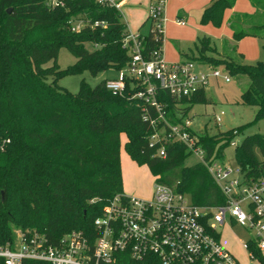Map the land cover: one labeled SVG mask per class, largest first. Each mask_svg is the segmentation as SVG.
<instances>
[{
  "label": "trees",
  "instance_id": "trees-1",
  "mask_svg": "<svg viewBox=\"0 0 264 264\" xmlns=\"http://www.w3.org/2000/svg\"><path fill=\"white\" fill-rule=\"evenodd\" d=\"M45 1L0 0V139L11 140L0 152V244L14 241V228L44 233L53 242L72 231L94 237V220L109 200L124 193L122 135L127 137L129 156L139 165H147L156 182L188 195L194 205H223L225 197L205 165H185L192 156L185 145H167L165 158L150 147L154 128L143 120L144 105L132 95H113L106 88L107 80L95 87L83 80L77 93L59 85L66 74L89 72L98 77L126 67L131 55L123 45L128 27L121 13L95 0H73L56 10H49ZM249 1L257 15H236L231 20L236 41L245 37L264 39V0ZM236 2L213 0L201 24L220 27L225 11ZM78 16L91 23L106 22L107 28L86 27L79 33L72 32L69 21ZM248 18L253 22L246 26ZM88 43L97 47L89 50ZM162 46V38L156 37L150 25L144 54ZM62 47L77 59L66 70L58 65ZM196 51L193 61L215 63L231 76L250 78L241 102L257 108L254 123L264 120V62L250 65L231 57L216 58L208 37L199 40ZM159 99L167 105L173 121H181L176 119L174 99L164 92H160ZM183 102L188 105L183 114L188 116L193 106L207 105L211 99L203 90ZM243 130L240 127L211 135L206 129L200 135L206 158L215 155L223 159L235 138L234 131L241 134ZM255 148L264 157V134L244 138L236 147V158L246 177L257 179L263 174L264 163L256 156ZM250 252L264 261L262 252L253 245Z\"/></svg>",
  "mask_w": 264,
  "mask_h": 264
},
{
  "label": "built area",
  "instance_id": "built-area-1",
  "mask_svg": "<svg viewBox=\"0 0 264 264\" xmlns=\"http://www.w3.org/2000/svg\"><path fill=\"white\" fill-rule=\"evenodd\" d=\"M73 0H46L49 10L62 9ZM100 6L114 8L123 15L125 0H95ZM165 0H155L149 6L148 21L156 37L165 35ZM180 25L185 23L180 21ZM72 32L86 27L107 28L106 22L91 23L82 16L69 21ZM147 35L128 30L123 40L130 52V62L118 71V76L107 79L106 88L115 96L132 95L143 105V120L154 128L150 147L157 149L161 158L167 156L166 146L181 143L198 158L225 197V203L216 207L194 205L190 197L174 187L156 182L153 196L147 199L121 193L108 201L102 214L94 220L95 236L84 231H72L53 242L38 231L19 233L14 241L0 244L3 264H24L35 261L47 264H239L235 255L221 243L217 227L237 225L250 233L242 243L250 252L253 245L264 252V171L257 178H248L240 167L234 168L223 159L207 153L200 143L204 131L184 116L190 100L201 91H207L210 81H231L230 74L217 68H202L194 61L168 62L163 46L149 55L144 54ZM160 92L174 99V122L161 102ZM222 112L216 115L221 123ZM235 138L240 134L234 131ZM232 140L230 146L239 144ZM11 144L0 139V152ZM264 163V157L261 160ZM92 200L91 203H94Z\"/></svg>",
  "mask_w": 264,
  "mask_h": 264
},
{
  "label": "rangeland",
  "instance_id": "rangeland-1",
  "mask_svg": "<svg viewBox=\"0 0 264 264\" xmlns=\"http://www.w3.org/2000/svg\"><path fill=\"white\" fill-rule=\"evenodd\" d=\"M186 0H165V12L164 18L167 23L169 15L173 17L172 20H175L178 15L176 11L178 8L183 9L184 13L190 14L191 19L187 26L178 27L176 21V26L172 25L171 32L165 33V39L170 42V49L173 50V44L176 45V41L185 44L184 46H193V36L189 33H183L187 27L191 26V21L196 24L199 23L198 11L194 10L196 7L185 8L184 2ZM135 3V2H133ZM184 3V4H183ZM243 2L241 1V5ZM137 4V3H136ZM183 4V5H182ZM147 0H140V3L134 5L132 9L126 10L127 15H132L134 21L138 20L143 12L146 10ZM182 5V6H181ZM179 9V10H180ZM168 12V13H167ZM168 18V19H167ZM125 17L122 15V21L124 22ZM171 22V19H170ZM150 21H147L146 24L141 28L142 34L147 35L150 30ZM199 25V24H198ZM166 27V24H165ZM212 28L211 36L213 41L220 43L224 38L226 39L230 33V29L226 26L224 19L220 27L210 24ZM167 32V31H166ZM170 38L174 39L173 44L170 41ZM230 40V39H228ZM239 47L241 51L244 52L247 63L250 65H255L258 62H264V40H257L253 38H245L240 41ZM86 47L89 50L97 47L91 43L86 44ZM168 49V53H173L172 50ZM174 54L176 52L174 51ZM197 51L196 48L191 49L188 52L187 58L188 61H193V57H196ZM77 59L73 53L66 47H62L59 52L58 65L62 70H66L69 66L76 63ZM239 62H242L238 60ZM195 63L202 66V68H217L223 74H226L227 71L223 66H218L215 63L194 61ZM47 66H50L48 64ZM118 76L117 71L110 70L100 74L98 77H93L89 72L84 74H66L59 80V85L67 89L72 93H77L80 89V84L85 80L90 86L95 87L99 83L107 79H113ZM231 81L229 83L224 82L223 80L212 79L210 85L207 89V95L211 99V103L198 104L192 107L191 111L188 114V118L192 119L195 125V128L199 131H207L211 135H216L219 133H225L233 129L242 127L243 132L235 138V142L240 144L244 138L247 136H252L255 134H264V120L255 121V115L257 112L256 107L246 106L241 102V96L245 92L251 81L247 75L231 76ZM222 116L221 123L217 124L216 115ZM127 141L126 135L121 137V173L123 179V188L125 194L128 196H136L140 198H150L153 196L154 187L156 184V178L150 171V168L147 165H139L137 162L132 160L129 156L125 144ZM255 154L259 160H262V154L258 148H255ZM224 162L232 165L234 168L238 167L237 158H236V147L229 146L224 153ZM198 158L195 155H192L185 162L186 166H192L198 163ZM21 229L14 228L13 235L18 237ZM217 231L221 234V243L230 250L235 257L238 259L239 264H264L263 260L260 259H251L249 252L242 247V243L250 239V233L244 228L237 225H225L223 227L218 226ZM264 257V252L262 253Z\"/></svg>",
  "mask_w": 264,
  "mask_h": 264
},
{
  "label": "crops",
  "instance_id": "crops-1",
  "mask_svg": "<svg viewBox=\"0 0 264 264\" xmlns=\"http://www.w3.org/2000/svg\"><path fill=\"white\" fill-rule=\"evenodd\" d=\"M155 0H147V5H146V10L145 12H143L141 15V17L136 21H134V19L132 18V15H127L126 14V10L128 9H132L134 5H137L140 3V0H125L124 5H123V16L125 17L124 19V23L127 25L128 30L130 32H134V33H141V28L146 24V22L148 21V11H149V6L151 3H153ZM213 0H186L183 4L184 6H186L185 8L189 9V7H196V11H198V17H199V25L196 24V22L194 21V23H192L191 21V26L187 27V29H185V31L183 33H189L193 36V46H184L185 44H182L181 42L176 41V45L173 44L174 39L170 38L171 44H173V50L170 49V42L165 39V35H164V41H163V53H164V57L168 62L174 63V62H183V61H188V56H184L185 54H188L189 51H191V49L196 48V45L198 44L199 40L201 38L204 37H208L211 39L212 41V45L215 48V52L212 54L214 57L216 58H227V57H231L235 60H240L242 61L241 63L243 64H248L247 62V58L244 54L243 51H241L240 47H239V43L241 40L245 39V38H253V39H257V40H261L262 38H258V37H245L243 39H241L240 41H236L234 39V32L230 27V22L231 20H233L235 17H237L236 15H243V17H245L246 15L249 17H253L257 15V9L252 5V3L249 0H237L235 6L232 9H228L225 11L224 14V22L226 24V26H228V28L230 29V33L228 34L229 37H227L226 39L224 38L219 44L216 43L215 41H213L212 36H211V31L212 28L210 27V24H206L203 25L201 24V18L202 15L204 13V11L212 4ZM241 1L246 2L243 3L241 5ZM135 2V3H133ZM137 3V4H136ZM182 4V5H183ZM181 5V6H182ZM181 8V7H180ZM178 8L176 11L175 15H178L177 18L175 20H179L177 23V26L179 27H184L187 26L191 16L190 14L184 13L183 9ZM180 9V10H179ZM168 13V12H167ZM168 19V18H167ZM171 19V22H170ZM173 17L169 15V19L167 20L168 22L166 24L165 27V33H170L171 32V28L172 25L176 26V21L172 20ZM248 21L245 23L246 26L250 25V22H253V20H251V18L247 19ZM182 21L185 24L184 25H180L179 22ZM242 21H244V18L242 19ZM257 22V21H255ZM167 31V32H166ZM149 34V32H148ZM147 34V35H148ZM145 35V34H142ZM230 39V40H228ZM264 40V39H262ZM168 49L172 50L173 53H168ZM174 51L176 52V54H174ZM207 93V91H206ZM208 96V95H207ZM210 99V98H209ZM140 198V197H139Z\"/></svg>",
  "mask_w": 264,
  "mask_h": 264
},
{
  "label": "water",
  "instance_id": "water-1",
  "mask_svg": "<svg viewBox=\"0 0 264 264\" xmlns=\"http://www.w3.org/2000/svg\"><path fill=\"white\" fill-rule=\"evenodd\" d=\"M2 196L4 197V193H2Z\"/></svg>",
  "mask_w": 264,
  "mask_h": 264
}]
</instances>
